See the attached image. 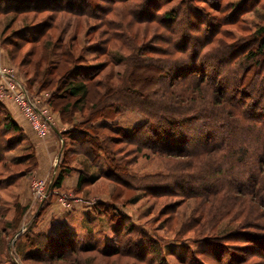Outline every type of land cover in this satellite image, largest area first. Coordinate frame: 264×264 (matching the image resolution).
Here are the masks:
<instances>
[{
    "label": "trees",
    "instance_id": "trees-1",
    "mask_svg": "<svg viewBox=\"0 0 264 264\" xmlns=\"http://www.w3.org/2000/svg\"><path fill=\"white\" fill-rule=\"evenodd\" d=\"M79 1L91 7L89 9L99 8L90 0H78L77 2ZM105 1L107 3V0ZM154 1L160 6L171 3V8L160 13L158 17L151 13L142 19L137 18L133 14L135 12L129 13L130 24L156 25L161 32L155 35L153 42H163L166 45L165 49L160 50L146 43H138L136 41L139 40L137 30L133 36L124 30L128 37L122 39L110 30L112 28L116 32L117 27L106 29V43L115 42L118 48L114 47L112 51L121 55L116 64H123L126 68L125 72L116 78L115 83L107 84L111 78L107 74L103 81V77L99 78L105 70V64L85 65L82 53L84 49L77 46L74 35L70 36L68 41H61V39H57V42L50 41L47 35L52 26L47 21L24 26L21 30L24 33L33 31L35 34L32 39L22 37L24 44L31 46V50L26 52L24 63L34 61L37 49H42L43 52L39 54L42 59L47 57V62H49L48 56L51 55L52 48H55L59 56L57 57L56 53L53 61L45 64V68H41V63L38 62L35 65L37 70L33 73L37 88L45 90L48 94L46 102L55 108H58V102H60L63 108L59 110L63 115L67 114L70 117L73 108L78 109V104L92 103L87 107L88 119L81 124L74 122L73 127L63 133L65 137L77 138L76 141L81 145L77 154H82L86 158L93 156L89 150H83L85 146L104 153L105 151L111 152L110 145L120 143V140L125 139L123 140L125 144L134 147L135 150L147 149L165 157L178 156L191 159L190 162H176L178 169L182 167L185 170V166H188L189 173L185 174L177 172L178 169L165 167L166 173L141 177L138 188L150 192L151 188L158 189L173 184L186 190L189 198L205 199L220 194L230 198L231 193H234L237 198L236 202H230L229 208L216 213L210 212L206 207H201L198 218L188 217L186 222L174 230L175 235L184 236L185 232L193 229L197 239L203 243L200 248L186 249L187 247L174 242H163L156 248L142 247L141 242H137L138 247L124 235L125 233L132 234L134 230L132 227H122L121 230L117 229L118 226L113 227L111 224L109 229L116 238L115 242L119 237V244L124 247L129 248L131 245H136V248L151 256L150 261L157 262L159 259L161 264H167L164 258L167 253L173 255L180 264H187L188 255L191 256L190 261L192 258V261L197 264H208L213 250L223 252L221 258L227 255L229 264H235V261L241 264V255L233 260V254L225 250L236 244L239 245V249L242 248L240 251L254 252V255L263 260L260 264H264V236L253 230L245 229L247 223L250 222L247 220H251L249 215L251 209L257 211L259 219L264 218L263 28L251 33L245 22H239L238 25L236 21L229 23L223 19L218 21L209 18L196 5L197 2L205 4L201 0ZM250 1L253 2L245 8ZM39 2L41 1L0 0V16L7 13L36 14L53 11L52 9L61 11L64 7V5L46 6L49 4L47 1H42L41 7H38ZM258 2L260 0H240L237 7L234 5V12L238 13L239 17L252 12ZM33 3L35 6L31 5ZM122 3L129 4L128 9L132 7L130 0H121L118 4ZM141 4L140 12H136L142 17L147 16L145 13L150 12L148 7L150 3L146 1ZM182 7L183 9L180 10L179 8ZM258 7L254 9L257 15L264 12V4ZM70 10L79 13L76 8ZM190 12L192 15L185 16V13ZM82 14H86L85 11ZM132 17L136 21H133ZM182 19L188 24L187 31L185 33L173 31L170 28L171 25ZM231 24L236 26L240 32L239 39L234 33L223 28ZM17 32L16 30L13 34ZM245 32L248 35L241 37V34ZM45 37L47 39L41 42L40 40ZM227 40L231 43H227ZM15 46L17 45L14 44ZM99 46L100 44L97 45L98 49L92 48L93 51L97 53L102 51L104 54L105 50H100ZM121 50L126 51V55L121 54ZM175 54L178 55L175 56ZM95 59L98 60V56ZM208 67L215 69V73L210 77L206 71ZM136 69L137 73H150L152 76L133 75ZM29 84L33 85L32 81ZM229 90H231L230 93ZM69 99L71 102H68ZM126 111L142 113L147 121L141 123L139 125L141 127L132 130L118 128L114 132L119 138L100 137L99 139L96 136L94 132L109 129L104 123H97L98 120L111 119ZM67 122L71 124L72 121ZM87 126L90 129L89 133L84 131ZM22 134L20 126L0 103V163L2 162L5 168L8 167V162L15 166L23 161V159H18V162L13 163L12 160L7 162L4 158L9 142L18 144L22 141L24 136ZM9 137H12L11 141L6 140ZM83 138H88V140L85 141ZM13 146L11 145L10 148ZM31 154L29 159L33 160V153ZM58 167L59 165L56 171ZM71 168L63 163L58 175L52 179L50 187L59 189L63 178L74 170L72 168L71 171ZM76 170H78L77 187H79L89 175H86L83 169L76 168ZM104 176L111 179L108 174ZM87 179L91 182L95 178L88 177ZM47 198L48 196L40 202V207L33 216L34 220H37L42 211L48 207V203L45 205ZM112 199L114 201L115 197ZM0 206L2 207L0 208V226H3L0 231L5 234L8 226L15 231L23 216L22 213L26 212V207L20 210V206L16 205L15 212L18 217L14 216L7 223H3L2 220L6 214L4 205L0 203ZM113 215L116 213L113 212L110 218ZM101 216L99 217L102 218ZM82 218L88 221L93 220L94 217ZM224 221L227 222V227L220 229ZM29 226L27 223L24 227L25 231ZM55 227L44 229L33 237L27 236L23 243H20V238H18L16 254L22 259V264L24 262L61 264L64 261L73 263V257L76 255L96 251V245L78 246L76 244L74 234L70 232L72 228L69 223L63 221ZM121 232L125 233L120 236ZM16 234L18 237L21 233ZM243 245L244 247H241ZM178 247H181L178 251L180 249L182 251L179 255L177 254ZM7 248L6 242L0 258H6L11 261L10 264H19L12 256L9 257ZM117 253L120 252L115 250L105 258L118 256Z\"/></svg>",
    "mask_w": 264,
    "mask_h": 264
},
{
    "label": "rangeland",
    "instance_id": "rangeland-1",
    "mask_svg": "<svg viewBox=\"0 0 264 264\" xmlns=\"http://www.w3.org/2000/svg\"><path fill=\"white\" fill-rule=\"evenodd\" d=\"M36 1H47L49 4H46V6L50 5L58 7V5H64V7L61 11L58 9H52L53 11L36 14L25 13L17 15L7 13L4 16H0V49L4 50L9 58L8 67L0 65V103L6 108V111H9V108L13 110L15 109L18 114L22 116L19 108L12 99L6 95L2 96L1 89L3 88L4 90V88L7 87L8 82H11L16 87L15 89L24 91L27 95L28 101L31 104L37 105V110L44 112L43 116L46 119L44 120L48 125V127H46L47 133L43 138L37 136L35 131L31 128L30 122L22 116L26 123V127L30 130L32 138L34 136V138L40 142L44 140L46 141L49 135H53L50 141L53 140V149L56 150L52 151L51 156H49L50 162L46 169V166H44L43 163L40 164L37 162L35 147L22 128L21 133L24 135L22 141L18 144L15 142H9L7 146L8 151L5 152L4 155L5 160L7 162L12 160L11 162L13 163L18 162V159H23V161L20 162L21 164L15 166L8 162L7 168L3 166L2 162L0 163V203L4 205L3 207L6 214L2 222L7 223L14 216L18 217V214L15 212L16 205L20 206L19 209L26 207V212L24 211L25 214L24 212L22 213L23 216L15 231L11 230L12 227L10 228V226H8V231L6 230L5 234L0 231V254L7 242L9 257L12 256L19 264H22V259L16 254L17 243H19V241L20 243H23L27 236L33 237L36 233H40L47 228L52 229L63 221L69 223L72 228V231L70 232L74 234V240L78 246L93 244L96 245V251L94 253L78 254L73 257V263L71 261V263L64 261L61 264H161L159 259L157 262H154L153 260L150 261V255H147L145 252H142L141 249L136 248L137 242H141L142 247L151 248H156L162 245L163 242L178 243L180 246L187 247L186 249H197L202 247L203 243L197 239L193 229L185 232L184 236L175 235L174 230L178 229L182 223L186 222L188 217L195 216L198 218L197 215H199L198 212L201 207H206L212 213L229 208L231 201H237L234 193L229 195L230 198L224 194L205 199L198 197L189 198L186 195V190L180 189L179 186L173 184H168L167 186L158 189L151 188L150 192H146L143 188L141 189L137 187L141 177L166 173L165 167L178 169L176 167V162L184 161L185 163L190 162L191 159L187 157L180 158L178 156H175L174 158L165 157L164 155L153 153L147 149L135 150L134 147L125 144L123 141L125 139L120 140V143L110 145L111 152L105 151L106 153H104L102 151H97L96 149L94 150L92 147L85 146V149L83 150H89L93 156L91 155V157L86 158L82 154H77L76 152L81 149L80 143L76 141L77 138L74 136L65 137L63 133L65 130L73 127L74 122L81 124V122L88 119L87 107L91 106L92 103L85 102L86 104H78V109L73 108L70 117L67 114L63 115L61 113L59 109L63 108V104L60 102H58V108L52 107V105L46 102L48 94H46L45 90H39L37 88L33 73L37 70L35 65H37L38 62L41 63V68H45L46 63L49 64L51 63L50 61H53L52 59L55 58L54 56L58 52L55 51V48H52L51 55L48 56L49 62H47V57L42 59L41 54H39V52H43L42 49H37L34 61L32 63L28 62V64L24 63L26 52L31 50V46L25 45L22 37L25 36L32 39V37H35V34H33V31L24 33L21 30H23L24 26L36 24L40 21H47V23L52 26L47 35L50 41L57 42V39L68 41L69 37L74 35V40L76 41L77 46H80L81 48L83 47L84 49L82 53L85 65L91 66L96 63L105 64V70L99 78L101 79L103 77V81L107 74L111 76L110 81H108L107 84H111L112 82L115 83L116 78L121 76L126 68L123 64H116L118 59L121 58V55L112 51V48H118V45L115 44V42L110 41L106 43V29H108V27H117L118 31L116 32H114L112 28H110V30L122 39L128 37V34L126 35L124 30L131 33L132 36L135 34V30H137L139 40L136 41L138 43H146V45L149 44L152 47L163 50L166 48V45L163 42H153L155 35L159 34L161 29L154 24H130L129 13L135 12L133 14L141 19L148 17L151 13L154 14L155 17H158L160 16V13L171 8V3L167 5L161 4L160 6V4L154 0H130L132 7L128 9L129 4H118L121 0H107V3L105 0H90L93 5H98L99 8L96 7L89 9L91 7H88L83 1L77 2L78 0ZM146 1L150 3V6L148 5L150 12L147 11L145 13L147 16L142 17L141 14L136 11H139L142 7L141 3ZM201 1H204L205 4L202 5L197 2L196 5H198L201 11L209 16V18L218 21L223 19L229 21V23L236 21L238 25L239 22H245L251 33H254L259 28H263L264 32V12L257 15L254 10L259 8L258 6L261 4H264V0H260V2L255 5L252 12L250 11L240 17L238 13L234 12V5L237 7L240 0ZM41 2L37 4L39 5L38 7H41ZM69 2L70 4H68ZM251 2L253 1L248 2L245 8H247ZM31 5H34V3ZM71 8H76L79 13L71 11ZM179 9L182 10L183 7ZM83 11H85L87 15L82 14ZM186 15H192V13H185V16ZM133 21L136 20L133 18ZM170 28L173 31L179 33L181 31L182 33H185L188 29V24L182 19L172 24ZM223 28L228 32L234 33L235 37L239 39L240 32H238L236 26L231 24ZM16 30L18 31L17 34H13ZM247 35L248 34L245 32L241 34V37H246ZM130 38L132 39L134 37ZM46 39L47 37L42 38L40 41L42 42ZM227 43L231 42L227 40ZM14 44L17 45L15 46L16 48L14 47ZM99 44V49L105 50L104 54L102 51L98 53L97 51H93L92 48L98 49L97 45ZM237 46H239V43H237ZM121 52V54L124 55L127 53L123 50H121ZM177 55L178 54H175V56ZM56 56L58 57L59 54L57 53ZM97 56L98 60L95 59ZM206 71L208 77L215 73V69L212 67H208ZM137 72L138 70L136 69L133 72V75L152 76L150 73ZM13 80L17 82V85H15ZM30 81H32L33 85L29 84ZM99 92L101 93L100 90ZM228 92L230 93L231 90ZM68 102H71V100L69 99ZM13 110H11V112ZM37 118L40 122H44L42 117L37 116ZM67 121L72 122L69 124ZM145 121H147V118L142 113L126 111L111 119L98 120L97 123H104L110 130H99L94 133L99 139L100 137L119 138L118 136H115L116 132H114L117 131L118 128L132 130L136 127H141L139 125ZM50 122L58 127L57 134H53V132L50 131ZM79 130L82 131L81 129ZM84 131L87 133L90 132L88 126ZM11 139L12 137H9L6 140L11 141ZM83 140L86 141L88 138H83ZM13 144L16 145L13 146ZM11 145L13 146L12 148H10ZM31 153H33L34 156L33 160L29 159V156L32 155ZM63 163L74 168L73 171L71 168L72 172L69 175L74 179L65 176L61 187L59 189H53V186L50 187L51 181L54 176L58 175ZM58 165L59 167L56 171ZM185 167V170L181 167L176 171L185 174L189 173L188 166ZM76 168L83 169L86 172V175H89L85 177L86 181L81 183V186L79 187H77L76 179L78 170H76ZM105 174L111 176V179L105 178ZM88 177H94L95 179L88 182ZM154 183L160 184L158 182ZM117 193L119 194L118 196L116 195ZM43 195H46L44 198L48 196L45 205L47 203L49 205L44 211H42L39 218L34 220L33 216L39 209L40 202L44 199ZM113 197H115L114 201L112 199ZM0 208L2 207L0 206ZM19 211H17V213ZM113 212H115L116 215H113L110 218V215H112ZM20 213L19 215H21ZM100 215H102V218L99 217ZM249 215L251 220H247L250 222L247 223L245 229L253 230L264 236V218L259 219L257 211L253 209L250 210ZM87 216L94 218L93 220L88 221L84 220L85 218H82ZM27 223H29L30 226L28 230L25 231L24 227ZM114 223H116V226H114ZM226 223V221L222 222L220 229L226 228ZM111 224L113 227L118 226L117 229L120 228L121 230L122 227H132L134 229L132 234L128 235L125 232H121L119 235L122 236L125 233V237L129 238V240L136 245H131L129 248L124 247L122 244H119V237L118 241L115 242L116 238L113 233L111 234L109 229V225L111 226ZM252 226L255 228H251ZM2 227L0 226V229H2ZM18 232L21 234L17 237L16 233ZM18 238H20L19 241ZM137 246L139 247V245ZM241 247H244V245ZM179 248L181 247L177 248L178 255L182 253L181 249L178 251ZM240 249L239 245L235 244L225 250L233 254V260L235 257L241 255V264H260L261 261H263L260 257L254 255L255 253L251 252V250L240 251ZM115 250L120 252L117 253L118 256L105 258L106 255H111L110 253ZM221 255H223V252L220 253L213 250L208 264H229L228 256L224 255L221 258ZM190 257L191 256L188 255L186 263L197 264L195 261H192V258L190 261ZM164 258L167 264H180L173 255H168V253ZM8 261L9 260L6 258H0V264H10L11 261ZM238 262L235 261V264ZM24 264L30 263L24 262Z\"/></svg>",
    "mask_w": 264,
    "mask_h": 264
},
{
    "label": "built area",
    "instance_id": "built-area-1",
    "mask_svg": "<svg viewBox=\"0 0 264 264\" xmlns=\"http://www.w3.org/2000/svg\"><path fill=\"white\" fill-rule=\"evenodd\" d=\"M13 81L15 82V85H17V82L15 80ZM15 88L16 87L11 82H8L7 87H5L4 90L3 88L1 89L2 96L6 95L12 99L19 108L22 116L30 122L33 131H35L39 138H43L47 133L46 127H48L47 122L45 121L46 119L43 116L44 112L37 110V105L31 104L28 101L27 95L24 91ZM37 116L42 117L43 120L45 119L44 122H40ZM45 196L46 195H43V198Z\"/></svg>",
    "mask_w": 264,
    "mask_h": 264
},
{
    "label": "crops",
    "instance_id": "crops-1",
    "mask_svg": "<svg viewBox=\"0 0 264 264\" xmlns=\"http://www.w3.org/2000/svg\"><path fill=\"white\" fill-rule=\"evenodd\" d=\"M8 61H9V58H8L7 53L4 50L0 49V65H2L3 67H8V65H9ZM11 110H13V109L9 108L10 114L15 119V121L20 126V128H22L24 130V132H26L27 136L29 137V140H31L32 144L34 145L35 154H36V157H37V162H39L40 164L43 163V165L46 166V169H47L48 163L50 162V157L49 156H51L52 151L56 150V149H53V146H54L53 140L50 141V139H52L53 135L52 136L49 135V137H48V139H46V141L44 140V141H41V142L38 141L37 139H35L34 136L32 138V134H31L30 130L26 127V123L24 122L22 116L19 115L18 112L15 109H14L15 111L13 110L12 112H11ZM49 126L51 128L50 131H52L53 134H55V133L57 134L58 133V130H57L58 127H56L55 124L50 122ZM40 159L42 160V162H41ZM69 178L72 179L73 177L69 176ZM77 178H78V174H77ZM64 186H67V185H64Z\"/></svg>",
    "mask_w": 264,
    "mask_h": 264
}]
</instances>
